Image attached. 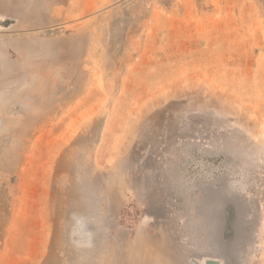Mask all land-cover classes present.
<instances>
[{
  "label": "rangeland",
  "instance_id": "obj_1",
  "mask_svg": "<svg viewBox=\"0 0 264 264\" xmlns=\"http://www.w3.org/2000/svg\"><path fill=\"white\" fill-rule=\"evenodd\" d=\"M209 260L264 264V0H0V264Z\"/></svg>",
  "mask_w": 264,
  "mask_h": 264
},
{
  "label": "water",
  "instance_id": "obj_2",
  "mask_svg": "<svg viewBox=\"0 0 264 264\" xmlns=\"http://www.w3.org/2000/svg\"><path fill=\"white\" fill-rule=\"evenodd\" d=\"M206 264H220L218 261L215 260H209Z\"/></svg>",
  "mask_w": 264,
  "mask_h": 264
},
{
  "label": "crops",
  "instance_id": "obj_3",
  "mask_svg": "<svg viewBox=\"0 0 264 264\" xmlns=\"http://www.w3.org/2000/svg\"><path fill=\"white\" fill-rule=\"evenodd\" d=\"M9 19V18H8ZM9 21V20H8Z\"/></svg>",
  "mask_w": 264,
  "mask_h": 264
}]
</instances>
